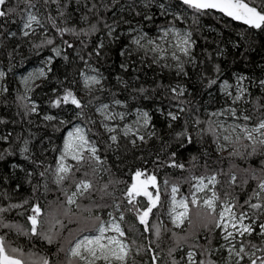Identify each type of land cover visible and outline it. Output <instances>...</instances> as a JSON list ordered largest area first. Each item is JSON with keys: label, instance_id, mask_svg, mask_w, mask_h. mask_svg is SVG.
I'll list each match as a JSON object with an SVG mask.
<instances>
[{"label": "snow or ice", "instance_id": "snow-or-ice-1", "mask_svg": "<svg viewBox=\"0 0 264 264\" xmlns=\"http://www.w3.org/2000/svg\"><path fill=\"white\" fill-rule=\"evenodd\" d=\"M125 10L142 18L136 26L119 15ZM209 17L244 26L240 41H230L235 53L219 44L208 51ZM121 24L128 28L118 31ZM25 44L36 56L50 54L20 77L15 115L29 125L39 117L44 129L51 125L62 135L58 145L49 138V146L31 130L17 133L14 144L11 132L0 135L9 144L0 160L18 150L32 165L31 171L12 165L24 173L27 197L13 195L23 187L19 179L10 188V178L0 177V264H264V63L259 75L225 76L222 67L229 56L248 66L251 53L264 52V0H0V54L8 72ZM113 46L121 58L115 84L91 63L110 58ZM68 65H82L71 79L61 72ZM145 68L159 70L151 83L141 79ZM8 72L0 69V82ZM37 87L48 89L47 111L32 98ZM198 87H215L223 99L203 118ZM7 93L0 83V94ZM206 139L215 161L208 148L197 147ZM48 152L55 154L51 161L40 158ZM170 170L182 179H170ZM52 191L55 201L48 200ZM69 224L77 226L75 235Z\"/></svg>", "mask_w": 264, "mask_h": 264}, {"label": "trees", "instance_id": "trees-1", "mask_svg": "<svg viewBox=\"0 0 264 264\" xmlns=\"http://www.w3.org/2000/svg\"><path fill=\"white\" fill-rule=\"evenodd\" d=\"M129 2H133L134 5H138L140 3V0H121V3L127 4ZM253 2L259 4V0H253ZM143 11V9H140ZM77 16L79 15L78 13L76 14ZM112 13L109 12L106 14L107 17H111ZM119 15H122L125 19L131 21V24L133 26H136L137 21H140L142 18L141 17H135L134 13L129 12L128 10H125L123 13H120ZM109 23L112 22L111 19L108 21ZM157 22H161L160 18L157 19ZM147 24V22H144ZM15 27V26H14ZM128 28L127 24H121L120 29L118 31L126 30ZM215 29V31H210V29ZM244 30V26L240 25L238 22H230L227 26L225 25L224 21L217 19H212L211 17L206 18L204 23H203V35H206L208 37V42H209V47L208 51H213V49L216 47L217 44H219L220 47H228V49L235 53V49L231 47L230 41H240V33H242ZM200 33H197V36L200 37ZM66 39H72L71 37H65ZM95 39V37H93ZM215 43H212V42ZM198 47L196 49L197 54L200 55L202 54L201 49L205 46V40L203 38L198 39ZM243 51V49H241ZM50 53L45 50L41 52L40 56H36L34 53L29 52L28 46L22 45L20 48V55L15 56V59L11 62L12 64V72H8V66L9 62L6 59V57L3 54H0V69H3L5 72H8L6 80L3 81L2 83H5L7 87L9 88V93L7 94H0V119H5L8 121V123L5 124H0V135H7L9 132L12 133V141L13 144L15 143V136L17 133H23L24 136L28 135V131L31 130L33 133L36 134V137H44V145H48V140L49 138L51 139V144L52 145H58L60 144V139L59 137L62 135L61 132H54L53 128L51 125L47 129L43 128V123L39 117L33 116L31 119H33L35 122L31 125L27 123V120H21V117L16 116V112L20 111L18 108L17 102L15 100L16 93L20 91L19 88V78L22 75L27 74L31 70L35 69L36 67L40 66V61L43 57L49 55ZM108 59H102L100 62H97L95 59L91 61L93 66L98 67L100 69V72L103 73L105 76L109 77L111 80L112 84H115V76L120 74V69H119V63H120V57L118 56L117 48L116 46H113L112 51L109 53ZM264 52H253L251 53V58L254 61L253 64H250L248 66L245 65V63L241 60L239 56L236 57V63H232V56H229L227 58V61L222 64V67L224 68V74L225 76H228L231 74L232 71H243L246 74H255L259 75V68L258 65L261 63H264ZM58 64H62V61H57ZM82 65H68L66 67L61 68V72H66L67 75L69 76V79L73 78V76L76 75V68L81 67ZM159 72L158 69L153 71V69H148L145 68L143 72L139 73L141 75L142 81H147L148 83H151V79L154 75H156ZM63 79V76H61ZM127 78V77H125ZM170 76L167 72H165L164 77H163V82L167 83L169 80ZM40 85L44 84V81L41 80ZM79 87V85H77ZM190 90H192V86L189 85ZM48 91L47 88H41L37 87L35 92L32 94V98L36 100L39 104H41L42 108L47 111V106H46V100L47 97L45 93ZM209 91L212 92V96H209ZM122 98V97H121ZM195 103L201 106V118H203L204 114V109H207L208 111H213L217 109L218 107L223 104V99L220 97L219 92L215 87H213L210 90H205L202 87H198L196 90L195 94ZM146 105L151 106L150 101H144L143 102ZM165 106L167 105V101H164ZM55 111V110H53ZM63 115V114H62ZM96 118V117H95ZM97 119V118H96ZM162 117H157L156 118V123L158 126L162 125ZM98 121V120H97ZM37 125H40L38 128ZM102 132V131H101ZM37 145H39V140L37 139L35 141ZM9 147L8 143H5L3 141H0V151H3L4 148ZM103 145H101V148ZM197 147H203V148H208V150L211 152V157L212 160L215 161L217 158V153H215L212 149L214 146L210 144V140L206 139L205 143L201 146L198 145ZM37 151V154L39 155V147L35 149ZM55 155L54 153L48 152L46 156H41V159H47L48 161H51L52 156ZM137 155H141V153H138ZM143 155L147 157V152H144ZM188 153H184V160L187 161L188 159ZM226 155V153H225ZM114 160V157H112ZM132 157L129 156L128 158V163H131ZM138 162V161H137ZM19 165L25 167L27 170L31 171L32 170V165H30L28 162L23 160V158L19 155L18 150L16 151L15 155L8 156L3 160H0V177L3 176H8L10 178V184L8 187L10 188H15L17 179H19L23 183L24 179V173L19 171V168L13 169L12 165ZM215 167H220L221 165H214ZM222 166L224 167L225 170L228 169V162L224 161L222 162ZM123 167V166H122ZM113 171L119 175L120 173L114 168ZM172 172V175H170V179H177L180 178L182 179V176L179 172L176 170H170ZM204 171L203 168H198L196 169L197 174L202 173ZM183 176H187V173H184ZM163 176L161 175V179ZM35 182V179H34ZM54 188V186H53ZM180 194L181 195H186L188 191V185L181 183L180 184ZM30 193V186L27 183H23V187L21 191L17 193H13L14 196H18L19 198L27 197L29 196ZM57 196V193L55 191L49 192L48 193V200L49 201H55ZM54 207V205H53ZM155 211V210H154ZM14 215V214H13ZM163 219V215L161 216ZM19 219V218H17ZM132 217L128 218V223H132ZM164 220V219H163ZM166 223V221H164ZM67 223V221H65ZM167 224V223H166ZM75 224H69L68 228L73 229V235H75V229H76ZM127 227V225H126ZM64 237L65 238H70L68 230L66 229L64 232ZM17 243L19 244H24L27 245V241L23 237L16 238ZM165 247L167 246V241L166 239L161 242ZM147 259V257H145Z\"/></svg>", "mask_w": 264, "mask_h": 264}, {"label": "rangeland", "instance_id": "rangeland-1", "mask_svg": "<svg viewBox=\"0 0 264 264\" xmlns=\"http://www.w3.org/2000/svg\"><path fill=\"white\" fill-rule=\"evenodd\" d=\"M38 67H39V66H38ZM33 70H34V69H33ZM31 71H32V70H31ZM25 75H26V74H25ZM18 82H19V88H20V91L23 92V88H22V86H21V84H20V78H19ZM40 82H41V80L36 81L37 84L40 83ZM0 83H2V82H0ZM96 118H97V120H99V117H98V116H97ZM101 131H102V130H101ZM162 201L165 202V207H166L167 196L164 195L163 192H162ZM163 219H164V221H166V223H168V220H167V217H166V216H163ZM169 227H171L170 224H169Z\"/></svg>", "mask_w": 264, "mask_h": 264}]
</instances>
